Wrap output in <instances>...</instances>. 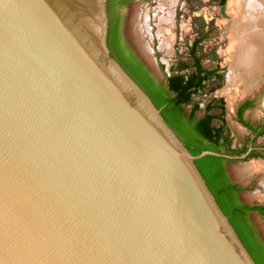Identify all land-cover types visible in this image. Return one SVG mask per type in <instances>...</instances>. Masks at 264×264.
I'll return each instance as SVG.
<instances>
[{
  "label": "water",
  "instance_id": "obj_1",
  "mask_svg": "<svg viewBox=\"0 0 264 264\" xmlns=\"http://www.w3.org/2000/svg\"><path fill=\"white\" fill-rule=\"evenodd\" d=\"M109 0H0V264H256L109 47Z\"/></svg>",
  "mask_w": 264,
  "mask_h": 264
},
{
  "label": "rangeland",
  "instance_id": "obj_2",
  "mask_svg": "<svg viewBox=\"0 0 264 264\" xmlns=\"http://www.w3.org/2000/svg\"><path fill=\"white\" fill-rule=\"evenodd\" d=\"M235 1L225 0L222 5L221 0H173L172 3L167 0H136L122 11L126 41L163 83L172 75V67L192 63L190 50L201 39L196 54L202 66L208 71L217 70L222 80L210 77L206 90L194 96V101L200 106L197 115L202 116L213 100L223 99L225 117L235 139L233 146L240 148L249 141V134L236 120V110L246 99L258 96L246 118L253 123L264 120V73L250 90H246L240 81H230L231 74H236L234 62L238 54L231 48L235 36L233 26L239 12ZM213 113H218V110ZM219 123L216 122L217 125ZM256 141L263 144L264 135ZM228 153L232 155L234 151L228 150ZM256 165H262V169L250 170ZM230 167L235 180L249 185L243 199L253 205L264 203V160L248 159ZM254 220L264 234V221L257 216Z\"/></svg>",
  "mask_w": 264,
  "mask_h": 264
},
{
  "label": "trees",
  "instance_id": "obj_3",
  "mask_svg": "<svg viewBox=\"0 0 264 264\" xmlns=\"http://www.w3.org/2000/svg\"><path fill=\"white\" fill-rule=\"evenodd\" d=\"M225 0H221L223 5ZM125 4V3H124ZM115 0H109L110 29L109 47L112 56L118 60L129 75L140 85L149 95L158 108H162V114L170 126L177 132L184 141L187 148L193 155H200L202 151H214L218 153H228L232 147V140L225 136L227 123L225 120L224 100H213L206 106L205 115L197 121V128L194 133L189 131L182 116L188 106L193 105V110L189 114V120L196 119V112L200 110L198 103L194 101V95H198L206 90L210 77L222 80V76L217 70L208 71L202 66L196 51L201 39L196 41L190 50L192 63H180L177 67H172V75L168 77L165 88L157 87L150 78L144 77L136 66L127 57V46L118 38L117 22L114 17ZM191 70V72H190ZM250 104H246L240 109V119L243 111ZM176 109V113L174 112ZM218 110V113H213ZM220 122L218 125L216 122ZM247 148L241 150L244 153ZM223 158L206 157L196 162L200 172L206 180L210 190L216 197L223 212L229 217L230 222L236 229L240 239L254 258L256 264H262L257 249L253 242L247 237L245 230L237 220V211L233 208L226 189V176Z\"/></svg>",
  "mask_w": 264,
  "mask_h": 264
},
{
  "label": "flooded vegetation",
  "instance_id": "obj_4",
  "mask_svg": "<svg viewBox=\"0 0 264 264\" xmlns=\"http://www.w3.org/2000/svg\"><path fill=\"white\" fill-rule=\"evenodd\" d=\"M135 1L136 0H115L116 5L114 9L115 10L114 17L117 22V30H118L117 36L123 43L126 44L127 52H128L127 57L129 58V60L133 63L134 66L137 67V69L140 71V73L144 77L150 78L152 82H154V84L157 85V87L160 90V87L165 88L167 81L163 83L162 81L156 78V75L148 67L147 63L138 56L135 50L126 41L124 34H123L124 16H123L122 9L132 4ZM257 101H258V96L248 98L245 101H243L236 110V120L238 121L240 125H242L247 130L249 134V141L240 148H234L233 146L235 139L232 135L231 129L229 128L228 122L225 117V120L227 123V131L225 133V136L229 137L232 140V146H231L232 148L229 149V150L234 151L232 155L241 156V155L246 154L250 150V148H254V150L251 152V154L246 160L253 159V158L258 159V160H264V143L258 144L256 141L257 138L264 135V120L258 123H253L251 120L246 118V113L255 106ZM248 103L250 105L243 111V116H242L243 120H241L240 115H239L240 109ZM188 107H190L189 110H188ZM188 107L186 108L185 113L182 116V119L183 121H185L189 131L194 133L197 128V121L200 120L205 115L206 108L203 111L204 114L202 116L198 117L197 115L198 112H196V119L189 120V114L193 110V105L188 106ZM174 112L176 113L175 108H174ZM245 148H247V150L244 153H240L241 150ZM236 162H239V161L226 160L223 166L225 170L226 180H227V183H226L227 195L230 198L229 200L231 201L233 208L238 212L237 213L238 222L241 224V226L245 230L247 237L255 245L258 255L261 259V262L262 264H264V234H263L261 227H259V225L254 220V217L257 216L261 221H264V203L253 205L243 199V194L248 190L249 185L246 186L244 183L238 180H235L231 176L230 166Z\"/></svg>",
  "mask_w": 264,
  "mask_h": 264
},
{
  "label": "bare ground",
  "instance_id": "obj_5",
  "mask_svg": "<svg viewBox=\"0 0 264 264\" xmlns=\"http://www.w3.org/2000/svg\"><path fill=\"white\" fill-rule=\"evenodd\" d=\"M236 3L239 12L233 26L235 36L231 48L238 54L233 61L236 74H231L230 81H240L246 90H250L264 73V0H237ZM261 166L256 165L250 170L262 169Z\"/></svg>",
  "mask_w": 264,
  "mask_h": 264
}]
</instances>
